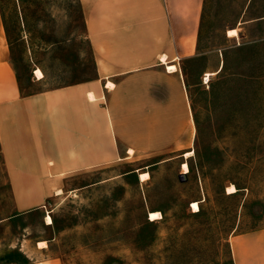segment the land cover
I'll list each match as a JSON object with an SVG mask.
<instances>
[{"label":"rangeland","instance_id":"rangeland-1","mask_svg":"<svg viewBox=\"0 0 264 264\" xmlns=\"http://www.w3.org/2000/svg\"><path fill=\"white\" fill-rule=\"evenodd\" d=\"M0 16L24 95L96 76L79 0H0ZM182 69L189 139L65 172L41 209L19 215L0 152V264H236V237L264 230V0H203Z\"/></svg>","mask_w":264,"mask_h":264},{"label":"crops","instance_id":"crops-1","mask_svg":"<svg viewBox=\"0 0 264 264\" xmlns=\"http://www.w3.org/2000/svg\"><path fill=\"white\" fill-rule=\"evenodd\" d=\"M79 1L96 76L34 95L22 93L0 16V152L19 215L41 209L65 172L162 152L192 132L182 65L198 56L203 0ZM233 254L264 264V230L236 237Z\"/></svg>","mask_w":264,"mask_h":264},{"label":"bare ground","instance_id":"bare-ground-1","mask_svg":"<svg viewBox=\"0 0 264 264\" xmlns=\"http://www.w3.org/2000/svg\"><path fill=\"white\" fill-rule=\"evenodd\" d=\"M229 34H230V35H233V37H234V36L237 35V31H236V30H230ZM164 61H165V60H164ZM168 70H169V71H175L176 68L170 66V67L168 68ZM37 75L39 76V78H42V77H43V73H42L40 70L37 71ZM207 75H208V77H211V76L214 75V73H209V74H207ZM109 87L112 88L113 85H112V84H109ZM91 97L93 98V96H91ZM131 152H132V151H131ZM191 154H192V152H189V153L186 154V156L188 157V156H190ZM188 172H189V167H188L187 164H184V165H183V173L186 174V173H188ZM147 176H148V174H142V175H141V179H142V181H144V180L147 178ZM234 192H236V189H235L234 186H232L231 188H229V193H234ZM192 208H193L194 212H198V211L200 210L199 203L194 202V203L192 204ZM160 217H161V214L158 213V212H151V213H150V220H151V221H155L156 219H159ZM52 223H53V222H52V218H51V217H48V218H47V224L50 225V224H52ZM43 245H44V244H43Z\"/></svg>","mask_w":264,"mask_h":264},{"label":"trees","instance_id":"trees-1","mask_svg":"<svg viewBox=\"0 0 264 264\" xmlns=\"http://www.w3.org/2000/svg\"><path fill=\"white\" fill-rule=\"evenodd\" d=\"M27 261V260H26ZM19 264H26V262L25 261H19Z\"/></svg>","mask_w":264,"mask_h":264},{"label":"built area","instance_id":"built-area-1","mask_svg":"<svg viewBox=\"0 0 264 264\" xmlns=\"http://www.w3.org/2000/svg\"><path fill=\"white\" fill-rule=\"evenodd\" d=\"M169 71V70H168Z\"/></svg>","mask_w":264,"mask_h":264}]
</instances>
